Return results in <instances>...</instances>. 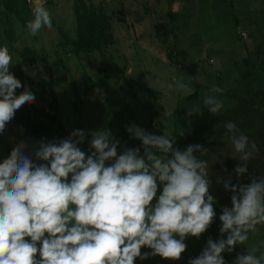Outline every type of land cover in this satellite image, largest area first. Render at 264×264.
I'll list each match as a JSON object with an SVG mask.
<instances>
[{
  "label": "clouds",
  "instance_id": "obj_1",
  "mask_svg": "<svg viewBox=\"0 0 264 264\" xmlns=\"http://www.w3.org/2000/svg\"><path fill=\"white\" fill-rule=\"evenodd\" d=\"M33 12L34 19L27 23L32 36L42 27L51 29L41 0H36ZM11 60L9 49L0 48V133L18 110L35 100L27 89L17 95L23 85L9 71ZM176 88L184 97L195 92L182 82ZM222 91L213 88L204 99V108L212 115L223 107L216 95ZM200 110L197 105L187 115ZM224 127L226 135L232 133L235 151L242 154L239 159L244 163L234 169L239 177L247 172L251 158L246 151L249 138L236 135L232 122ZM127 131L141 141L143 155L139 148L118 155L119 141L107 130L91 133L93 151L86 155L79 147L85 133L74 130L67 139L40 143L35 158L47 163H34L22 151L23 142L0 162V264H134L137 257L181 258L185 238H198L216 215L208 162L194 155H204L207 149L189 145L180 151L174 137L153 135L140 127ZM158 184L162 192L151 206ZM224 188L233 193L231 208L224 207L219 217V231L227 235L215 242L209 239L189 264H225L221 254L244 244L248 233L264 224V177L239 186L229 179ZM142 247L152 251L141 254ZM256 251L247 249L234 264H262L264 256L257 257Z\"/></svg>",
  "mask_w": 264,
  "mask_h": 264
},
{
  "label": "rangeland",
  "instance_id": "obj_2",
  "mask_svg": "<svg viewBox=\"0 0 264 264\" xmlns=\"http://www.w3.org/2000/svg\"><path fill=\"white\" fill-rule=\"evenodd\" d=\"M28 1L31 21L36 0ZM92 1L103 6L113 17L115 43L109 48V54L115 64L116 82L113 80L105 87L91 89L87 94L83 92V77L88 75L95 82L100 79L97 69L99 55H74L59 35L62 31L69 38L75 37L72 0H41L50 14L51 29L42 27L36 36H32L27 27L22 28L20 23H16L11 43L4 38L0 15V48L6 46L9 49L12 57L9 71L23 85L17 89V95L25 89L34 94V106L55 114L63 125L66 138L74 130H83L85 140L79 147L86 155L93 151L89 146L91 133L97 130H107L114 140L119 141V155L130 149L122 136L130 132L125 129L122 135L116 133L124 126L128 129L137 124L147 133L176 140V135H184L206 125L236 105L239 96L249 98L263 87L264 75L259 74L262 72L259 63L264 60V52L258 47L264 45V14L259 17L254 13L260 10L264 13V0H255L259 6H252L251 10L248 9L251 0ZM246 20L251 24L247 25ZM244 32L250 39L243 38ZM26 47L46 57V62L38 67L42 73L39 81L48 84L51 80L55 103L48 87H42L34 78L33 67L18 69L21 62L18 53ZM178 82L189 84L195 92L184 97L176 88ZM72 84L82 101L77 116ZM217 87L223 89L216 94L223 107L212 115L204 108V99ZM197 105L200 112L187 115V111ZM21 142L25 144L22 151L34 163H47L36 160L34 155L41 142L33 136L23 135L13 121L0 133V162ZM218 142L211 148L223 145L224 149H234L231 142ZM133 148L141 147L136 145ZM235 155L231 154L233 160ZM110 163L112 161L106 162V166ZM159 188L161 190L162 186ZM159 195L157 192L154 197L156 202ZM221 214L216 212L213 218L216 222L198 238H185L186 249L179 260H167L157 255L144 260L137 257L134 264H189L191 259L200 255L209 239L215 242L226 237V233L222 236L219 231ZM252 248L257 249V257L264 256V224L257 225L255 232L250 231L244 244L236 245L232 252L225 251L221 255L225 264H234L237 255L246 254L247 249ZM151 251L147 247L141 248V254Z\"/></svg>",
  "mask_w": 264,
  "mask_h": 264
},
{
  "label": "trees",
  "instance_id": "obj_3",
  "mask_svg": "<svg viewBox=\"0 0 264 264\" xmlns=\"http://www.w3.org/2000/svg\"><path fill=\"white\" fill-rule=\"evenodd\" d=\"M1 7V24L4 38L7 42H13V35L15 33V24L20 23L22 28L27 27L32 15L31 7L28 0H0ZM72 11L75 20V37L69 38L60 31L59 35L63 42L71 48V53L79 55L82 53L99 55L98 74L100 79L98 81L92 80L91 77L85 75L83 77L84 94H87L91 89L97 87H105L113 80L116 82L115 64L112 56L109 54V48L114 45L115 40L112 34L113 17L107 13L105 8L96 5L92 0H72ZM20 63L18 69L22 66L33 67L35 69L34 78L36 81L41 79V71L39 65L46 62L45 56H40L37 52L29 47L24 48L18 53ZM262 72L259 74L264 75V60L259 63ZM11 68H9L10 70ZM261 76V78H262ZM40 82V81H39ZM51 80L46 84L40 82L42 87H48L49 93L55 103L54 93L51 89ZM263 87L254 91L249 98L239 96L236 105L226 109L220 115L214 117L206 125L188 132L184 135H176L174 147L180 151L185 150L189 145H201L202 150L207 149V153L201 155V152H196L198 158L208 162V171L210 175L209 194H211L215 203L213 208L215 213L218 211L222 213L224 207L231 208V195L230 190L224 188V183L231 181V185L248 184L252 178L259 179L264 177V81L262 79ZM72 89L75 96V115L79 114V108L82 101L75 86L72 84ZM146 89V88H144ZM17 125V129L26 136H33L40 142H59L60 140L67 139L66 132L63 125L59 122L55 114H50L38 110L33 103L25 105L18 110L12 119ZM232 122L236 125V135H247L248 147L246 151L251 153V158L247 161V172L237 176L234 169L242 165L244 162L239 159L240 153L235 152V149L211 148V145L217 141L231 142L232 133H227L225 124ZM136 127H139L136 124ZM127 130L124 126L120 131H116L117 135H122ZM250 130V131H249ZM250 132V133H249ZM127 140L130 148L139 145L141 155H143V147L140 140L135 139L132 133H125L122 135ZM226 138V140H225ZM218 142V143H219ZM224 144V143H223ZM233 144V143H232ZM254 145V147H253ZM201 150V151H202ZM237 153V155H235ZM232 155H235L233 160ZM162 157L165 155L159 153ZM223 155V156H222ZM232 163V164H231ZM70 179V176H69ZM157 192L161 194L159 185ZM156 198L150 204H154ZM219 217V216H217ZM219 219V218H218ZM216 222V221H215ZM211 223L213 225L215 223ZM219 222V221H218ZM217 224V223H216ZM47 235V234H46ZM215 235L219 236L218 233ZM30 239V238H26ZM39 247V245L37 246ZM39 254L37 253V259Z\"/></svg>",
  "mask_w": 264,
  "mask_h": 264
},
{
  "label": "crops",
  "instance_id": "obj_4",
  "mask_svg": "<svg viewBox=\"0 0 264 264\" xmlns=\"http://www.w3.org/2000/svg\"><path fill=\"white\" fill-rule=\"evenodd\" d=\"M252 6H253V8H254V7H257V6H259V5H256V1H255V0H251V6H249L248 9L251 10ZM260 7H262V6H260ZM263 14H264V13L260 10V11H256V12L254 13V16H259V17H260V16L262 15V17H263ZM168 17H169V15H168ZM246 21H247V20H246ZM247 22H248V21H247ZM247 22H246V23H247ZM248 24L250 25L251 22H248L247 25H248ZM263 33H264V32H263ZM243 36H244L243 38H245V39H250L249 34H247V33H245V32L243 33ZM258 49H259L260 51H263V52H264V45L258 47Z\"/></svg>",
  "mask_w": 264,
  "mask_h": 264
},
{
  "label": "water",
  "instance_id": "obj_5",
  "mask_svg": "<svg viewBox=\"0 0 264 264\" xmlns=\"http://www.w3.org/2000/svg\"><path fill=\"white\" fill-rule=\"evenodd\" d=\"M153 200H154V198H153ZM152 202V201H151Z\"/></svg>",
  "mask_w": 264,
  "mask_h": 264
}]
</instances>
